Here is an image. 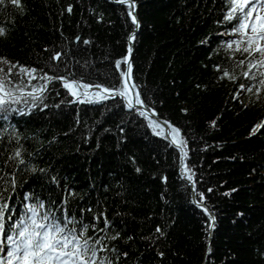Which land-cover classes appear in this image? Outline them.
Returning <instances> with one entry per match:
<instances>
[{
	"label": "trees",
	"instance_id": "16d2710c",
	"mask_svg": "<svg viewBox=\"0 0 264 264\" xmlns=\"http://www.w3.org/2000/svg\"><path fill=\"white\" fill-rule=\"evenodd\" d=\"M24 3L23 13L0 7L7 30L0 36V78L23 97L12 110H0V187L11 205L23 211L22 197L30 194L47 210L61 215L59 209H67L86 223L103 212L113 225L109 235L120 233L107 243L128 253L120 264H264V128L251 135L264 124V87L243 76L247 54L235 51V44L227 49L225 41L236 37L220 35L236 23H218L225 0H135L139 28L131 53L132 80L146 98L145 109L179 128L178 140L187 141L185 162L215 217L213 227L193 202L191 184L180 178L179 148L169 146L164 128L150 125L152 119L118 106L119 98L68 103L72 98L61 82L49 84L47 108L27 96L31 87H17L30 79L21 67L37 69V87L43 72L114 83V62L127 54L135 28L125 6L111 0ZM56 52L62 53L59 61L50 59ZM5 60L16 64L10 77ZM225 71L229 75L221 78ZM20 145L23 165L10 159Z\"/></svg>",
	"mask_w": 264,
	"mask_h": 264
},
{
	"label": "snow or ice",
	"instance_id": "6c2138e0",
	"mask_svg": "<svg viewBox=\"0 0 264 264\" xmlns=\"http://www.w3.org/2000/svg\"><path fill=\"white\" fill-rule=\"evenodd\" d=\"M111 2L125 6L127 9L125 12L126 17L130 18V23L138 30L139 21L135 15V0H111ZM225 4L226 14L218 23L227 24L233 20L236 23L232 24L231 29L220 35L236 37L225 41L227 49H232L235 44V51L240 52L242 56L247 54L245 59L248 61V70L243 73V76L249 80H256L260 86L264 87V71H260L261 68H264V45L254 43L256 40L264 41V15H259L260 11H264V0H259V3L258 0H242V2L240 0H231V2L225 0ZM9 5L20 13L25 11L24 0H0V7ZM65 11L70 14L72 6L68 5ZM254 13H256L255 16ZM256 20L260 21L259 31L255 24ZM242 31L244 33L243 37L240 36ZM249 31L255 35H249ZM6 34V27L0 24V36ZM135 37L136 31L134 30L128 36L127 54L114 62V68L118 75L114 78L115 82L108 86H102L99 83L81 82L75 78L69 79L67 76L62 75H49L47 72H43L42 69L40 71L43 72V75H40L39 79L44 81L43 85L39 87L32 86V80L37 79V75H35L37 69L21 67L20 72L26 73L30 79L27 84L21 80L17 87L20 92H24L25 87H31V91L27 92V96L31 97L34 104L36 102L43 104L49 84L61 82V87L72 98L68 103H102L109 99L116 100L119 98L118 106L126 107L129 111L135 110L139 112L140 116H144L143 109L147 107L145 105L146 98H141L140 90L132 80L131 53L133 50L132 42ZM75 39L77 42L81 41L79 36ZM82 43L88 45L90 41L84 39ZM45 51H48V49H45ZM61 56L62 53L56 52L50 59L59 61ZM245 59H241L239 65H244ZM4 63L10 64L7 70V76L10 77L12 68L16 67V64L7 60ZM122 65L126 67L122 68ZM253 69H256V72H253ZM3 71L4 69L0 68V73ZM228 75V72L225 71L221 78ZM8 83L10 84L11 81L9 80ZM238 87L241 91L245 90L244 84H240ZM252 87L250 85L246 90L251 92ZM56 95H59V92ZM130 95H134V101L129 98ZM88 97L93 98L88 99ZM238 97L239 92L236 93V98L238 99ZM22 98L17 96L11 88L6 89L5 79L0 78V110L4 112L12 110L10 105L21 102ZM62 103H64L63 100L56 107H60ZM43 107L47 108V104H43ZM182 111L186 113L187 109ZM156 115L153 109L152 116L155 117ZM0 118L4 117L0 115ZM77 122L79 123V121ZM151 124L170 129L168 135L164 138L168 139L170 136L169 146L179 148L180 178L191 184L193 202L208 215L209 220L213 222L210 227H213L215 217L204 206V193L198 192L195 187L196 180L194 177L196 174L185 162L187 141L184 139L178 140L180 129L172 126L168 121L157 123L153 119L150 121ZM214 124L215 121H213ZM262 128H264V124L255 125L251 130V135L257 134ZM156 134L160 135V132ZM16 142L19 145L18 136ZM22 156V145H20L10 159L23 165L25 160ZM136 171L139 172L140 169L137 168ZM3 183L4 178L0 176V185ZM9 188L14 191L15 180L10 182ZM207 191L211 192L212 189L209 188ZM11 200L12 197L7 195L3 187H0V264H120L121 258L126 260L128 257L127 252H122L119 248L107 243V241L119 239L120 233L114 232L109 235L113 225L103 212L94 216L92 223H86L82 217L78 219L75 215L70 214L67 209H59L61 215L47 210L43 201L34 200L30 194H24L22 197L23 211L12 206ZM33 200L34 202H29ZM100 222L103 223V227L99 226ZM90 229L93 233L91 236L88 235ZM155 232L161 236L163 235V231L159 226L156 227ZM104 253H110V255L105 256ZM159 255L163 256L164 254L160 252ZM208 255H210V252Z\"/></svg>",
	"mask_w": 264,
	"mask_h": 264
},
{
	"label": "water",
	"instance_id": "95a60500",
	"mask_svg": "<svg viewBox=\"0 0 264 264\" xmlns=\"http://www.w3.org/2000/svg\"><path fill=\"white\" fill-rule=\"evenodd\" d=\"M134 30L136 31V29L134 28V29L132 30V32H133ZM130 96H131V99H133V101H134V95H130ZM143 110H144V112H145V115H144V116H146L147 118L152 119V120L155 119L158 123H160V121L157 120L156 116H155V117L152 116V112L148 111V110L145 109V108H144ZM163 128H164V134H165V136H167L168 133H169V131H170V129H168L167 127H163ZM169 139H171L170 136L168 137L167 140L169 141Z\"/></svg>",
	"mask_w": 264,
	"mask_h": 264
},
{
	"label": "rangeland",
	"instance_id": "374dc122",
	"mask_svg": "<svg viewBox=\"0 0 264 264\" xmlns=\"http://www.w3.org/2000/svg\"><path fill=\"white\" fill-rule=\"evenodd\" d=\"M258 3H259V0H258ZM256 15V13H254V16ZM259 15H264V11H260L259 12ZM255 24L257 26V30L259 31V24H260V21L256 20L255 21ZM262 45H264V41H260Z\"/></svg>",
	"mask_w": 264,
	"mask_h": 264
}]
</instances>
